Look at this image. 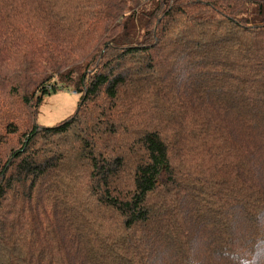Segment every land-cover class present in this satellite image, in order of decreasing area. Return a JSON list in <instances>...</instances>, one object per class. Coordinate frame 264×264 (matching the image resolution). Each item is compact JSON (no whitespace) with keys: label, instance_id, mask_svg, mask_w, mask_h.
Listing matches in <instances>:
<instances>
[{"label":"trees","instance_id":"obj_1","mask_svg":"<svg viewBox=\"0 0 264 264\" xmlns=\"http://www.w3.org/2000/svg\"><path fill=\"white\" fill-rule=\"evenodd\" d=\"M0 264H264V0H0Z\"/></svg>","mask_w":264,"mask_h":264},{"label":"rangeland","instance_id":"obj_2","mask_svg":"<svg viewBox=\"0 0 264 264\" xmlns=\"http://www.w3.org/2000/svg\"><path fill=\"white\" fill-rule=\"evenodd\" d=\"M72 89H59L45 95L37 110V124L40 127H54L75 115L80 96L73 95Z\"/></svg>","mask_w":264,"mask_h":264},{"label":"built area","instance_id":"obj_3","mask_svg":"<svg viewBox=\"0 0 264 264\" xmlns=\"http://www.w3.org/2000/svg\"><path fill=\"white\" fill-rule=\"evenodd\" d=\"M73 95H76V93H74Z\"/></svg>","mask_w":264,"mask_h":264}]
</instances>
